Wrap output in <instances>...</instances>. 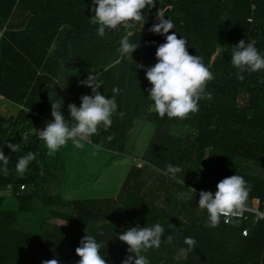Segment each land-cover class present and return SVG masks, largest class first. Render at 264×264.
<instances>
[{
	"label": "trees",
	"instance_id": "obj_1",
	"mask_svg": "<svg viewBox=\"0 0 264 264\" xmlns=\"http://www.w3.org/2000/svg\"><path fill=\"white\" fill-rule=\"evenodd\" d=\"M93 7V0H0V103L14 108L11 115L0 112V149L9 157L7 174L0 171V264L49 259L77 264L75 249L85 234L101 244L106 264H122L130 253L118 233L156 222L165 234L158 249L144 253L149 264H264L262 221L246 215L235 227L221 217L219 226L210 228L206 210L197 206L201 190L214 193L220 180L237 174L251 186L246 206L255 198L264 208V70L245 71L241 81L231 64L232 46L241 39H252L264 55V0H155L143 10L142 28L121 27L104 37L90 22ZM157 12L174 25L167 34L186 39L189 54L201 57L215 77L206 86L212 99L200 100L199 111L184 120L160 118L150 107L145 69L157 61L156 47L165 42V36L148 31L158 22ZM127 31L129 42L139 47L121 57L120 39ZM88 74L102 81L98 91L106 97L114 95L113 87L121 92L115 94L111 127L101 126L85 147L100 145L98 151L114 160L123 155L136 120L148 122L152 131L139 157L142 167H128L114 197L72 200L68 192L81 182L77 149L69 141L49 157L34 127L40 119L51 122L52 102L62 103L61 112L70 119L68 104L79 107L82 95H92L79 83ZM173 126L189 131L174 136ZM7 144H18L19 150L12 152ZM29 151L36 159L18 177L15 165ZM169 164L183 169L175 179L157 171ZM99 165L101 172L109 163ZM50 186L54 194L47 191ZM188 188L195 189L193 199L181 200ZM170 234L173 243L163 242ZM185 237L195 238L196 246L174 260L178 249L187 247Z\"/></svg>",
	"mask_w": 264,
	"mask_h": 264
},
{
	"label": "clouds",
	"instance_id": "obj_2",
	"mask_svg": "<svg viewBox=\"0 0 264 264\" xmlns=\"http://www.w3.org/2000/svg\"><path fill=\"white\" fill-rule=\"evenodd\" d=\"M93 5L94 19L91 20V23L98 25L97 35L104 37L108 32L118 31L121 26L131 28L139 24L142 28L144 25L143 10L146 7L148 9L154 7L155 0H93ZM156 19L158 22L153 24L148 31L165 36V42L156 47L157 63L145 69V77L151 85V88L148 89V98L152 101L150 107L160 118H164L166 115L169 119L184 120L190 114L199 111L198 102L200 100L212 99V94L206 92V86L215 77L202 62L201 57L189 54L186 39L178 38L174 31L167 34L174 28L170 19H165L162 12H157ZM129 35L120 39L118 51L121 57L131 56V53L139 47V43L129 42ZM154 43L155 41L146 42V45ZM231 64L238 70L237 78L242 81L244 78L242 73L245 71L254 73L264 70V55L260 54L253 42L250 41L246 44L241 39L232 46ZM137 67L142 68L143 66L137 65ZM79 83L90 88L92 95H82L79 107L74 103L68 104L70 116L68 120L61 112L62 103L52 102V120L38 132L49 157H53L69 141L72 142L74 148L84 149L85 144L91 142V137L99 134L98 129L101 126L104 131H107L112 125L111 118L118 107L115 94H119L121 89L113 87L111 91L114 95L109 98L98 91L102 81L95 75L88 74L87 79ZM119 115L122 117L124 113L120 112ZM112 138V136L108 137L109 140ZM22 139L26 142L27 136ZM7 147L12 152L19 150L18 144H7ZM95 147L99 150L101 146L95 145ZM35 159L36 154L31 151L20 157L15 165L17 176L23 178L28 170V165ZM0 162L4 166L0 168V171L6 175L9 157L4 154L2 149H0ZM157 171L175 179L183 169L169 164L164 170L157 169ZM250 191L251 186L237 174L220 180L214 193L201 190L197 206L200 210H206L208 214L205 226L215 228L219 226L221 217L227 224L232 222L233 217L241 216L246 210ZM194 194L195 189L188 188L187 192L180 194V199L192 200ZM179 220L182 223H187L183 218H179ZM164 234L165 228L159 222L150 227L136 226L123 233H118V239L128 246L127 252L130 253L122 261V264H149L144 253L150 249H158ZM174 239L175 235L170 234L163 242L172 244ZM183 243L187 247L179 248L173 257L174 260L186 258L189 252H193L197 241L193 237H185ZM100 252L101 244L92 235L85 234L75 249V254L80 258L77 264H106ZM42 264H59V261L49 259L42 261Z\"/></svg>",
	"mask_w": 264,
	"mask_h": 264
},
{
	"label": "rangeland",
	"instance_id": "obj_3",
	"mask_svg": "<svg viewBox=\"0 0 264 264\" xmlns=\"http://www.w3.org/2000/svg\"><path fill=\"white\" fill-rule=\"evenodd\" d=\"M224 47V40L221 39L219 42V48L222 49ZM154 65L155 63L153 66ZM40 130H42V128L37 127L35 133H38ZM151 131L152 127L148 122L136 120L131 130L127 133V139L123 148V154L125 155L117 157L115 162L109 164V166L104 170L102 175L103 178H101L99 170V164H101L103 159H101L99 163L97 160H93V155L99 151L94 148L87 147H84V149H77L76 152H74V158H76L79 162V168H77V172L78 175L80 174V176H77V178L81 179V182L74 184V186L71 188L73 189L78 185L80 186V183H82V185H84V191L86 189H92V184H95L100 179L96 188L94 189L95 196L105 198L111 197L113 194L115 195L116 189L123 179V172L125 169L133 165L134 161H140L139 157L149 140ZM187 131H189L188 128L173 126L169 133L174 136H184ZM105 156L107 157L106 154ZM72 162L74 163V161H71V164L73 165ZM47 191H49L51 194H54L55 192L52 186L48 187ZM40 222L43 224L44 228H48V226L45 225L42 220Z\"/></svg>",
	"mask_w": 264,
	"mask_h": 264
},
{
	"label": "crops",
	"instance_id": "obj_4",
	"mask_svg": "<svg viewBox=\"0 0 264 264\" xmlns=\"http://www.w3.org/2000/svg\"><path fill=\"white\" fill-rule=\"evenodd\" d=\"M0 31H2V30H0ZM0 34H1V32H0ZM29 58V57H28ZM43 60L44 59H42V61H41V64H42V62H43ZM27 61H29L30 62V65L32 66V68H34L35 67V61L34 60H32V59H27ZM155 63H157V61L155 62ZM36 68V67H35ZM36 70V74H38V72L40 71L39 70V68L38 69H35ZM40 75H41V73H40ZM15 91H17V90H15ZM0 100H3V97H1L0 96ZM7 104L6 103H0V112H2V114H5L6 113V115H11L12 114V112L14 111V108L12 109V107H9V106H6ZM3 107L5 108V107H8V108H6V109H3ZM18 108H19V106H18ZM152 110V109H151ZM48 123V121L47 120H45V119H40L36 124H35V127H34V132H35V130L37 129V127H39V128H44L45 127V125ZM105 154L107 155V157L105 156ZM123 155H125V154H123ZM108 157H109V154H107V153H105V152H96V154H94L93 155V160H97L98 161V163H99V161L101 160V159H103V163H105L106 161H108ZM107 159V160H106ZM116 159L117 158H115L114 160H109V164L110 163H112V162H115L116 161ZM101 162V163H102ZM109 166V165H108ZM108 166H106L104 169H103V171L102 172H100V175H101V178H103V173H104V170L108 167ZM128 168H126L125 169V171L123 172V174H125V172H126V170H127ZM100 180V179H99ZM99 180L95 183V184H92V189H86L85 191H84V185H82V183H80L81 185L79 186H76V187H74L73 189H70L69 190V192H68V197L70 198V199H83V198H101V197H97V196H95V193H94V189L96 188V186H97V184H98V182H99ZM121 183V182H120ZM119 187V186H118ZM118 187H117V189H118ZM117 189H116V192H117ZM116 194V193H115ZM111 197H114V194L111 196ZM106 198V197H105Z\"/></svg>",
	"mask_w": 264,
	"mask_h": 264
},
{
	"label": "built area",
	"instance_id": "obj_5",
	"mask_svg": "<svg viewBox=\"0 0 264 264\" xmlns=\"http://www.w3.org/2000/svg\"><path fill=\"white\" fill-rule=\"evenodd\" d=\"M247 21H250V20L247 19ZM121 27L126 29V27H124V26H121ZM129 34H130V31H127L126 35H129ZM250 41L254 43V41L252 39L248 38V39H246V44L249 43ZM37 135H38V133H37ZM133 165L136 168H141L142 167V162L136 160V161H134ZM19 189L20 190L23 189V185L20 186ZM246 215H250L252 217L253 221H262L263 224H264V208L261 207V205L259 204L257 199H255V198L252 199L250 201V204L248 206H246V210L243 212V214L241 216L233 217L232 218V222L234 220H239V222H240ZM223 221H224V218H223ZM232 222H230V224ZM246 233H247L246 229H242L241 232H240L242 237L246 236Z\"/></svg>",
	"mask_w": 264,
	"mask_h": 264
},
{
	"label": "water",
	"instance_id": "obj_6",
	"mask_svg": "<svg viewBox=\"0 0 264 264\" xmlns=\"http://www.w3.org/2000/svg\"><path fill=\"white\" fill-rule=\"evenodd\" d=\"M94 19V18H91V20ZM90 20V22H91ZM231 224H233L235 227H239L240 226V222L239 220H234Z\"/></svg>",
	"mask_w": 264,
	"mask_h": 264
}]
</instances>
